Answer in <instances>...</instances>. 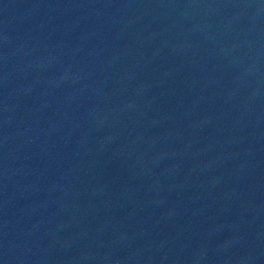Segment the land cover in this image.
Wrapping results in <instances>:
<instances>
[{"label":"water","instance_id":"water-1","mask_svg":"<svg viewBox=\"0 0 264 264\" xmlns=\"http://www.w3.org/2000/svg\"><path fill=\"white\" fill-rule=\"evenodd\" d=\"M0 264H264V0H0Z\"/></svg>","mask_w":264,"mask_h":264}]
</instances>
